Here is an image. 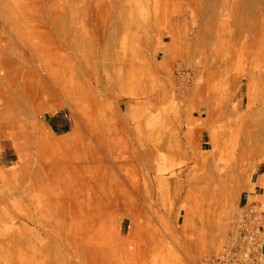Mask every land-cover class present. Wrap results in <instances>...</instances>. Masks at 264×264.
I'll list each match as a JSON object with an SVG mask.
<instances>
[{"label": "rangeland", "instance_id": "rangeland-1", "mask_svg": "<svg viewBox=\"0 0 264 264\" xmlns=\"http://www.w3.org/2000/svg\"><path fill=\"white\" fill-rule=\"evenodd\" d=\"M174 2L166 12L169 22L157 1L131 13L141 27L129 19L111 48L114 55L119 51L120 62L131 57L130 50L135 55L136 69L123 88L96 80L106 72L115 75L114 60L103 70L102 27L83 24V39L75 44L56 28L55 9L71 10V0H0V61L7 71L0 75V91L6 87L15 95L7 85L24 76L17 69L26 60L31 66L23 69L31 77L46 80L38 65H57L53 73L68 81L64 90L39 89L23 116V141L17 134L0 135V264H201L224 246L241 209L242 187L264 162V149L245 153L240 122L264 96V62L252 68L248 62L247 0ZM254 9L260 27L264 0ZM212 14L217 20L211 22ZM234 23L241 38L223 40L222 46ZM10 25L19 36L9 32ZM223 48L232 69L221 74L215 60ZM200 60L213 72L196 76ZM65 62L83 63L85 71L66 74ZM81 75L91 80L90 88ZM61 112L67 130L58 133L49 118ZM194 120L198 129L189 131ZM127 149L135 155L133 170L110 162L113 150L119 156ZM68 150L94 155L89 160L101 166L80 173V184L69 182L68 167L44 155ZM96 187L108 190V197ZM113 189L123 193V205L109 201ZM50 203L56 206L52 213ZM129 211L133 216L124 214ZM74 229L85 232L87 260L73 255Z\"/></svg>", "mask_w": 264, "mask_h": 264}, {"label": "bare ground", "instance_id": "bare-ground-1", "mask_svg": "<svg viewBox=\"0 0 264 264\" xmlns=\"http://www.w3.org/2000/svg\"><path fill=\"white\" fill-rule=\"evenodd\" d=\"M84 1L85 0H83V2ZM153 1H157L158 6H163L162 12L164 15L162 18H167V20L166 21L164 20V21L169 22V20H171V16H168V14H166V12L171 11V6L175 3L174 0H140V3H139L140 6L139 5L136 6L134 4V1H132V0H90L89 2L86 1V4L85 3L77 4L76 3L77 0H71V10L66 8V10L64 11V9H62L60 7L56 8L54 15H53V20L56 24V28H58L59 33L63 37H65L67 40H70V38L73 36L74 40H73V42H69V44H75L79 40L82 41L83 35L85 32L83 24H86L87 29L89 27H92V25L102 27V32H103L102 43L105 42L104 44L106 45V48L104 50L105 52H104L103 70H105V68L107 69V65H108L109 60H114L111 62V65H114L115 75L111 76L109 72H106L103 77H101V76L96 77V80L99 84L100 83L102 84L103 82H105L106 84H109L112 86L116 85L118 87L123 86V88H125V87L127 88V85H128L127 82H129L127 79H130V77L134 73V69H136L134 67V65H136L135 55L133 53H131V50H130L129 56H131V57L127 58V60H125L124 62L121 59L122 62H120L119 61L120 57H118L116 55L119 53V51L114 55L112 52V49H113L112 47L115 46L116 40L120 38L119 36L122 34V29L123 28L125 29V26L127 27L130 24L129 19H131V22H133L132 26L134 28L141 27V25L137 24V22H135V19L131 17V13L136 11V9L137 10L141 9V7L143 6L144 3H150ZM193 1L194 0H188L189 3H193ZM258 1L259 0H247V3L249 4L248 10H247V12H248L247 16L248 17L250 16L251 18L247 20L248 26H247V30H245L244 34L248 36L247 38L250 41V43L247 46V55H248V58H251L248 61L249 64L251 65V68L254 66H257L260 61L264 62V24L260 25V27H258L259 25H256L257 18L254 16V13L256 12L254 8L258 5ZM69 13L72 15H70ZM210 19H211V22L217 20V15L212 14L210 16ZM218 20H220V19H218ZM82 21H84V22H82ZM236 23H238V22H236ZM236 23L233 24V29L231 30V33L226 34L227 36H223V37H225V39H222L220 41L222 43V46L224 43V42H222L223 40L228 41V40L235 39L234 40V42H235V41H237V39L239 40L241 38V35H242L240 32L241 30H240V27H238V24H236ZM70 24H72V27ZM67 26L69 27L68 30H66ZM199 27H202V26H199ZM69 29H72V30H69ZM9 32L11 34H15L16 36L18 34V36H19V30H17L16 28H14L11 25L9 26ZM169 33H170V30H169ZM136 35L139 36L138 31L135 32V36ZM245 35H244V37H245ZM122 36H125V34ZM199 37H200V40H203L205 38L204 28L201 29V32L199 33ZM176 42H177V40H175L173 38L171 45H175ZM226 52L227 51L224 48L221 49L219 57L216 58V60H215V62H218L221 64L220 67L217 66L218 69L222 68L223 72L221 74H223L225 71L226 72L231 71V69H232L230 64H229V60H228L229 58H226V57L223 58V56H225ZM256 54H258V55H256ZM205 58L209 62L210 58L209 57H205ZM85 62H84V64H85ZM193 62H192V64H193ZM86 63H88V62H86ZM199 63L202 66L201 70L193 69L196 76H199L200 72H202L205 75L213 72V71L209 72L210 69H208L206 67L207 62L205 60H200ZM23 65H24V67L22 66V67L18 68L17 71H19V70L23 71L22 75H24V76L21 77V79H20V77H19V79L16 78L14 80L13 84L7 85L11 88V90L13 91V93L15 95H11V93L8 92L6 87H5V89H3V91H0V135L8 136V135H16L17 134V135H19V136L16 135L18 137L17 139H20V141H23V139H25L22 135H20V134H24L23 128H22V125L24 123V117L23 116H24V114H27L28 111L31 110L29 107L33 108L34 102L36 100V95L39 92V89L40 90H43V89L49 90L50 87L53 86V87H59L61 90H64L66 88V82L65 81H67L65 79H59L58 73L57 74L53 73V72L57 71L56 70L58 67L57 65H50V66L38 65L41 73H43L47 77L46 80L42 79L36 73H35V75H36L35 77H31L29 70L23 69L25 67L29 68L31 66V63L29 61L26 60L23 63ZM77 65H78V67H76ZM63 67H64V72L66 74H67L66 71H68L69 69L70 70L74 69V70L78 71V73L81 71H85V70H83L84 69L83 63H77L76 64V63L72 62V64L70 63L67 65L65 62L63 64ZM121 68L125 70L124 73L122 72ZM5 70L6 69H4L2 62L0 61V75ZM5 72H7V71H5ZM82 75H81V77H83ZM18 76H20V75H18ZM262 78L260 79V82H261V84H264V79H262ZM82 79H83V81H85V84L87 85V87L90 88L91 80H87L85 77H83ZM109 79H111V80H109ZM20 81H21L22 85L20 84ZM251 81H254V79L251 78ZM7 93H9V95H6ZM131 94H133V93H131ZM14 97H17V99L12 100V98H14ZM249 98H250V96H249ZM249 98H248V102H249ZM263 99H264L263 95L260 98H258V100L260 102L259 105H261V107H259V105H258V107H259L258 108L254 104V107L252 106V108L250 107L247 110L248 115L246 116V119H244V118L240 119V122L242 123V125H244L243 129H242V137L244 140L243 146L245 148V153H247L249 151L257 152L259 150L264 149V107L262 106V105H264ZM240 109H243V111H244V107L242 105H238L237 111H240ZM53 144L56 145L55 143H53ZM53 148H56V147H53ZM128 150L129 149H127L126 151H123V153H121V154H124V157H122V158H121V154L118 156V153L115 152L116 150H113L114 153L112 154V157H111L112 159L110 162L113 163L114 165H117L118 167L123 168V169H132L133 170L135 168V158H134L135 155L131 149H130V151H128ZM257 154H259V153H257ZM44 155L46 157H50V158L54 157V162H59L58 164L61 166L66 165V167H68V169H69L68 171L71 175V176H69V178H67V180L69 182L71 180L77 181L78 182L77 184H80V182L82 181L81 177L79 176V175H81L80 173L84 174V171L90 172V171L94 170L93 169L94 164L99 165V163H100L99 160L96 158H94L93 162H91L89 160V158L94 157V155L92 157L91 156L90 157L83 156L82 154H75L74 155L72 152H69V150L67 152H60V153L54 152V151L53 152H46ZM90 163H92L93 165H90ZM105 165L107 166V169L113 171L110 167L109 162L108 163L105 162ZM99 166H101V165H99ZM95 177L93 179H96ZM88 179H91V178H88ZM103 179H104L103 176L100 177L101 181H103ZM59 189H61V191H62L64 189V187H59ZM59 189H57V190H59ZM97 190L99 192H101L102 195L104 194L106 197H108L107 196V193H109L108 190H106V189L102 190V188H100V189L97 188ZM64 191H66V194L68 195L67 197H69V196L73 197L71 194L74 193V190L72 192L71 191L69 192V189L64 190ZM115 191L116 190H114V193H115L114 196H111V197L109 196V201L111 203L117 202L119 205H123V203L125 201L123 193L119 194V193H116ZM77 192L79 193L81 191L78 190ZM74 199L75 198L73 197L72 201H74ZM96 206H97V210L98 209L100 210L98 205H96ZM55 208H56V206L52 203H50L48 206V210L51 213L54 212ZM76 208L77 207H75V209ZM48 210L46 212H48ZM30 213H31V211H30ZM55 214L56 213H54L53 215H55ZM124 214L127 216L128 215L133 216V214L130 211L126 212ZM26 216H27V219H29V221L31 222V217H29L28 213ZM101 216H102V212H101ZM53 223H54V221H53ZM84 234H85V232L83 231L81 233L79 229L73 230L72 248H73V255L75 257H79V254H80L81 258L87 260L85 258V256L87 255L86 254L87 249L85 248V245L82 244Z\"/></svg>", "mask_w": 264, "mask_h": 264}, {"label": "built area", "instance_id": "built-area-1", "mask_svg": "<svg viewBox=\"0 0 264 264\" xmlns=\"http://www.w3.org/2000/svg\"><path fill=\"white\" fill-rule=\"evenodd\" d=\"M221 250L201 264H262L264 262V208L253 202L240 209Z\"/></svg>", "mask_w": 264, "mask_h": 264}, {"label": "crops", "instance_id": "crops-1", "mask_svg": "<svg viewBox=\"0 0 264 264\" xmlns=\"http://www.w3.org/2000/svg\"><path fill=\"white\" fill-rule=\"evenodd\" d=\"M195 123L199 126L198 122L194 120V124L188 127L189 131L198 129L197 126L194 127ZM200 144L201 147H203L202 143ZM262 201H264V162H260L255 166L249 180L243 185L240 195L238 196L237 206L243 208L249 206L253 202Z\"/></svg>", "mask_w": 264, "mask_h": 264}, {"label": "trees", "instance_id": "trees-1", "mask_svg": "<svg viewBox=\"0 0 264 264\" xmlns=\"http://www.w3.org/2000/svg\"><path fill=\"white\" fill-rule=\"evenodd\" d=\"M62 119H65V116H63V112L58 113L57 115L49 118V123L53 127V129L58 132H64L67 130V128L64 125H61Z\"/></svg>", "mask_w": 264, "mask_h": 264}]
</instances>
